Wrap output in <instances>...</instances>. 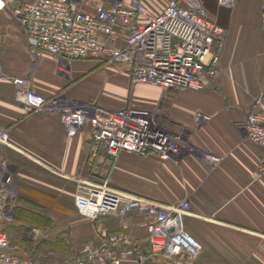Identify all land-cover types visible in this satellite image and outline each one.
I'll list each match as a JSON object with an SVG mask.
<instances>
[{
	"label": "crops",
	"instance_id": "0c3cea01",
	"mask_svg": "<svg viewBox=\"0 0 264 264\" xmlns=\"http://www.w3.org/2000/svg\"><path fill=\"white\" fill-rule=\"evenodd\" d=\"M30 1L6 0L0 8L6 73L0 77V132L9 136L0 140V183L10 176L13 192L10 206L0 208V230L9 233L11 250L63 262L86 244H99L104 231H126L147 259L127 257L122 264H264V172L258 169L264 147L249 139L244 125L253 101L264 95V0H235L233 5L203 0L210 18L227 30L221 70L204 89L167 92L134 84L128 69L106 65L121 78L115 86L120 92L103 93L110 98L100 106L117 109L128 103L133 90L131 108L170 129L186 127L191 145L177 159L123 151L113 164L105 154L92 155L89 126L69 137L59 113L27 112L16 99L14 76L31 77L32 88L47 96L66 92L87 102V94L93 95L80 84L71 95L70 80L59 70L61 60L50 52L36 54L13 12ZM97 1L89 0L84 8L94 11ZM144 1L160 13L170 0ZM94 60H74V78L84 76L80 64ZM199 111L211 120L197 124ZM110 168L113 183L135 195L167 206L188 201L184 225L202 244L201 251L192 257L152 255L148 217L137 211L124 219L82 215L75 202L80 186L104 178Z\"/></svg>",
	"mask_w": 264,
	"mask_h": 264
},
{
	"label": "built area",
	"instance_id": "2783aa9c",
	"mask_svg": "<svg viewBox=\"0 0 264 264\" xmlns=\"http://www.w3.org/2000/svg\"><path fill=\"white\" fill-rule=\"evenodd\" d=\"M221 2L233 5L235 0ZM87 3L89 0H33L13 12L37 48L36 54L57 56L63 73L74 60L98 58L125 66L135 84H151L167 92L201 90L219 75L227 30L210 18L203 0H170L160 13H154L144 0H98L94 11L84 8ZM6 4L0 0V8ZM5 74L0 52V77ZM12 79L15 97L27 112L59 113L69 137L89 126L92 155L105 151L116 158L128 151L177 159L182 152L185 138L178 130L150 125L134 109H109L79 102L64 93L47 96L32 88L31 77ZM209 120L210 115L196 113L197 124ZM244 125L249 139L264 147V95L255 98ZM8 137L6 130L0 132L1 141ZM258 169L264 172V157ZM10 183V176L0 183L1 209L13 195ZM75 202L80 213L91 218L144 213L149 217L152 255L192 257L202 249L184 225L188 201L162 208L160 202L124 194L104 181L81 185ZM104 235L100 247L86 246L81 254L59 263L5 250L10 240L0 231V264H122L127 257L142 255L123 245V235L106 231Z\"/></svg>",
	"mask_w": 264,
	"mask_h": 264
},
{
	"label": "rangeland",
	"instance_id": "374dc122",
	"mask_svg": "<svg viewBox=\"0 0 264 264\" xmlns=\"http://www.w3.org/2000/svg\"><path fill=\"white\" fill-rule=\"evenodd\" d=\"M82 60H85V61H93L91 58L89 59H82ZM102 59H96L94 60V62L96 61L97 63H93V64H80L81 66L80 69H81V73H83V77L80 78V80L78 78H74L73 76V71L71 69V65H68L67 64V70L68 72L65 73L69 80H70V83H69V90H70V94L71 95H74V92H75V89L77 87L78 84V87L81 88V90H83L85 93H90V94H93V95H88V97H85L87 101V103H90V104H93V105H101V104H105V100H109V99H106V98H110V97H106L104 94L105 93H108V94H111V95H114L115 93H119L120 91H118V88H116L115 86L119 85V83L121 82V78L118 77V74H116V72H114L113 70L115 68L111 67V68H106V65L108 64H115V63H110V62H107V61H102ZM82 62V61H81ZM98 64V65H97ZM116 66L120 67L121 69H127L125 66L123 65H120V64H115ZM83 71V72H82ZM79 82V83H78ZM135 84V83H134ZM69 92V91H68ZM133 90H131L130 92V99L128 100V103L127 104H122L121 106L119 107H115L117 109H121V108H131L132 106V103H133V97H134V94L132 93ZM66 93V92H64ZM97 93V94H96ZM104 93V94H103ZM99 94H102V96H98ZM68 96V94H66ZM86 95V94H85ZM69 97V96H68ZM113 102V101H112ZM114 105H117V104H114ZM131 109H134V108H131ZM116 110V109H115ZM146 118L145 121H148L150 123H156L153 119H148ZM159 120V119H157ZM164 123V122H162ZM166 124V123H164ZM187 128L186 127H178L176 130H178L183 136H184V141H183V144H182V152L177 156V158L183 153L185 152L186 150L190 149L191 148V145H190V140H189V133H188V130H186ZM99 154H105L108 156L109 160H110V163L113 164L114 161H115V158H112L108 153H106L105 151H101ZM98 154V156H99ZM93 156H97V155H93ZM111 168L107 171V173L104 175V178H100V179H94L93 181L91 182H95V183H99V182H108V186L110 188H113V189H116L118 191H121L122 193L124 194H127V195H131V196H136V197H141V196H138V195H135L134 193L126 190V189H123V188H120L118 186H116L113 181H112V178H111ZM143 199V197H141ZM146 200H150V201H156L154 199H150V198H144ZM158 202V201H156ZM183 202H186V201H183ZM182 204V203H181ZM179 204V205H181ZM175 205H178V204H174V205H169V206H175ZM162 208H168L167 205H162ZM190 212V206L189 208L187 209L186 211V214ZM130 213V212H129ZM142 213V212H140ZM144 214V213H143ZM128 214H125V215H117V216H120L122 217L123 219L127 217ZM109 216H113V215H109ZM88 217V216H87ZM100 217V216H99ZM148 221H149V217H148ZM148 230V229H147ZM0 231H5V230H0ZM9 237V240H10V236L8 234L7 231H5ZM107 232V231H106ZM112 234H118V235H123L125 237L124 241H123V245L124 246H131L133 248L134 245L131 241V238L130 236L128 235V233L126 231H121V232H117V233H112ZM111 235V234H110ZM103 239L102 241L99 243V244H86L85 246L82 247L81 250H79L74 256H72L71 258L73 257H76L77 255L81 254L84 249L86 248V246H93V247H100L102 244H103V240H105V235H104V232H103ZM148 238V237H147ZM127 239V242H125ZM149 241V239H148ZM150 243V242H149ZM10 245H11V240H10ZM9 245V247H10ZM151 245V244H150ZM8 247V248H9ZM1 248V247H0ZM3 248H1L2 250ZM135 249H138V248H135ZM0 250V251H1ZM5 250H7V248H5ZM11 253H15L13 251H11ZM152 253V251H151ZM159 254H164V253H159ZM20 255V254H19ZM155 255V254H153ZM157 255V254H156ZM26 256H29V257H32V258H39V257H34V256H31V255H26ZM136 258L138 259H141V260H144V259H147V256H144V254L142 253V255H135ZM141 257V258H140ZM71 258L65 260L68 261L70 260ZM41 259V258H40ZM47 262H51V261H48V260H45ZM64 262V261H63ZM184 262L185 264H187L189 262V260H185V261H182ZM59 263H62V262H59Z\"/></svg>",
	"mask_w": 264,
	"mask_h": 264
},
{
	"label": "bare ground",
	"instance_id": "6f19581e",
	"mask_svg": "<svg viewBox=\"0 0 264 264\" xmlns=\"http://www.w3.org/2000/svg\"><path fill=\"white\" fill-rule=\"evenodd\" d=\"M148 120V119H147ZM156 123H150L148 121H146V123L150 124V125H153V126H160V127H166V128H169L166 124L162 123L161 120H156L155 121Z\"/></svg>",
	"mask_w": 264,
	"mask_h": 264
},
{
	"label": "trees",
	"instance_id": "16d2710c",
	"mask_svg": "<svg viewBox=\"0 0 264 264\" xmlns=\"http://www.w3.org/2000/svg\"><path fill=\"white\" fill-rule=\"evenodd\" d=\"M91 59H98V58H91ZM102 61H104L103 59L101 60V62ZM6 206L8 207V206H10V201L9 200H7V202H6ZM15 208H16V206H15ZM9 234V233H8ZM10 240H11V243L13 242L12 241V239L10 238ZM12 245H10V247L9 248H7V251H9V252H11L12 250ZM0 250H1V248H0ZM31 256H34V255H31ZM35 257V256H34Z\"/></svg>",
	"mask_w": 264,
	"mask_h": 264
}]
</instances>
